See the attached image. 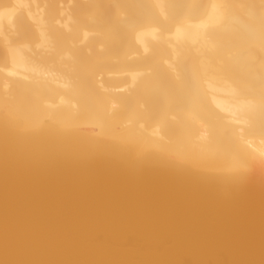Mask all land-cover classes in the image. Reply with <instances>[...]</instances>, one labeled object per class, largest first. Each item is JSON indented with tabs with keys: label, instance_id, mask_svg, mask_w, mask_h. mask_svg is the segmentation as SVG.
<instances>
[{
	"label": "bare ground",
	"instance_id": "1",
	"mask_svg": "<svg viewBox=\"0 0 264 264\" xmlns=\"http://www.w3.org/2000/svg\"><path fill=\"white\" fill-rule=\"evenodd\" d=\"M0 264H264V0H0Z\"/></svg>",
	"mask_w": 264,
	"mask_h": 264
}]
</instances>
